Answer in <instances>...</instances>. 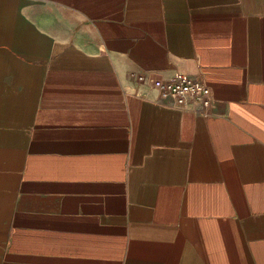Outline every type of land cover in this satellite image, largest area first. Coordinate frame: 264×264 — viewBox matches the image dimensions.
<instances>
[{
    "label": "crops",
    "instance_id": "crops-1",
    "mask_svg": "<svg viewBox=\"0 0 264 264\" xmlns=\"http://www.w3.org/2000/svg\"><path fill=\"white\" fill-rule=\"evenodd\" d=\"M0 264H264V0H0Z\"/></svg>",
    "mask_w": 264,
    "mask_h": 264
},
{
    "label": "built area",
    "instance_id": "built-area-1",
    "mask_svg": "<svg viewBox=\"0 0 264 264\" xmlns=\"http://www.w3.org/2000/svg\"><path fill=\"white\" fill-rule=\"evenodd\" d=\"M145 81L157 88L162 98H172L177 106L184 107L192 103L206 110L212 104L208 86L188 75L178 73L168 81L148 76Z\"/></svg>",
    "mask_w": 264,
    "mask_h": 264
}]
</instances>
